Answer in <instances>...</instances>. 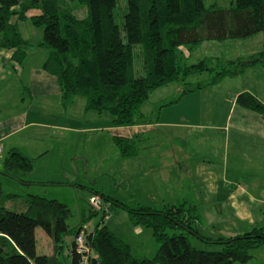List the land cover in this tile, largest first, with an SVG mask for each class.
Here are the masks:
<instances>
[{
	"label": "trees",
	"instance_id": "1",
	"mask_svg": "<svg viewBox=\"0 0 264 264\" xmlns=\"http://www.w3.org/2000/svg\"><path fill=\"white\" fill-rule=\"evenodd\" d=\"M118 4L119 0H71L69 4L64 0H0V48H15L12 58L20 64L28 43L11 18L29 19L33 26L41 27L38 46L49 49L43 66L58 80L62 105L82 96L85 110L107 113L113 127L141 123L142 103L153 90L170 82H177L180 90L172 100L159 104V109L248 67H264V43L262 50L247 57L188 62L189 54L204 41L247 39L264 32V0H228L225 6H206L204 0H124L120 9ZM77 8H85L84 16L73 13ZM32 9L39 13L28 17ZM235 101L241 107L264 112V104L249 92L239 93ZM113 141L122 157L136 151L132 139L114 135ZM33 166L32 158L11 148L0 173L20 186L36 185L40 182L28 178ZM99 195L109 209L126 211L133 226L150 229L158 245L152 257H135L130 245L105 224L98 223L87 232L84 224L97 213L89 203L83 205L80 224L69 228L70 209L62 200L30 193L21 196L0 182V264H82L83 254L74 244L81 231L91 252L90 264H249L250 250L264 245V227L233 236H202L196 207L186 202L161 208L133 207ZM17 199L21 210L6 206ZM37 227L51 239L52 254L36 253ZM70 234L73 241L67 262L63 239ZM189 235L220 248H195Z\"/></svg>",
	"mask_w": 264,
	"mask_h": 264
},
{
	"label": "crops",
	"instance_id": "2",
	"mask_svg": "<svg viewBox=\"0 0 264 264\" xmlns=\"http://www.w3.org/2000/svg\"><path fill=\"white\" fill-rule=\"evenodd\" d=\"M38 13L32 9L27 15ZM28 20L18 21L16 16L10 20L28 43L22 62H14L15 48H0V155L3 150L18 148L34 160L28 178L40 182L36 185L67 188L69 181L44 176L81 171L87 178L90 151L84 144L78 148V143H85L88 135L98 130L97 165L109 162L113 184L121 189V194L109 197L155 208L186 202L196 207L201 221H229V232L234 229L231 236L249 227H264V112L241 107L235 101L239 93L249 92L264 104V67H248L237 76L186 93L173 105L157 110L156 118L149 119L142 112L141 123L132 126L113 127L111 118L103 113L91 115L93 110H85V99L73 107L77 96L63 105L61 115L47 119L40 105L54 100L60 106L61 90L56 76L43 66L49 51L36 57L42 39L34 43L30 32L22 33ZM261 34L264 43V32ZM253 53L247 52L245 57ZM10 87L20 95L27 94V108L15 107L12 93H7ZM43 130L48 136L40 134ZM114 135L132 139L136 151L122 157ZM57 193L43 195L65 202ZM82 210L83 203L80 214ZM133 227L137 234L145 233L142 226ZM40 232L35 229V239ZM72 241L73 237L63 243L62 253L66 248L69 255ZM49 243L51 253L46 255L53 253L50 238Z\"/></svg>",
	"mask_w": 264,
	"mask_h": 264
},
{
	"label": "rangeland",
	"instance_id": "3",
	"mask_svg": "<svg viewBox=\"0 0 264 264\" xmlns=\"http://www.w3.org/2000/svg\"><path fill=\"white\" fill-rule=\"evenodd\" d=\"M64 1H66L69 4L71 0H64ZM123 2L124 0H119V4H118L119 9L123 7ZM204 3L206 6H209L212 3H218L225 6L228 4V0H204ZM73 13L76 14L78 17H82L85 14V8L74 9ZM117 21H119V19H117ZM21 28L24 36L27 35V32H30L31 42L36 43L38 42V40L42 39V28L33 26L29 20L26 21V24H23ZM180 49L185 50V47L180 46ZM262 49H263V35L261 34V32L247 39H226L221 41L209 40L202 42L198 46V48H196L189 54L188 62L193 63V62H197L200 59L210 58V57H218L222 59L225 58L234 59L236 58V56L245 57L247 52H253V51L257 52ZM44 51L45 52L49 51V49L45 47H41L40 52L36 57L40 58L44 54ZM34 60H38V59H34ZM192 79L194 78L192 77L191 80ZM179 88L180 85L177 82H170L164 86L156 88L149 94L148 98L142 103L141 112H143L149 119L156 118L158 116V113H156V111L159 109V104L170 101L172 100V98L176 97ZM7 93L8 94L12 93L13 95L12 103L15 105V107L18 108V110L20 108L25 109L28 107L29 100L26 93L22 92L23 94L20 95L18 94V92H16V90L14 92L11 87L10 89H8ZM19 93H21L20 90ZM19 98L20 99L23 98V100L21 101ZM84 99L85 98L82 96H77V98H75L76 102L73 107H76L78 105L77 101H82ZM56 103L59 102H55L54 100H47L45 103L40 105L41 108L39 107L38 108L45 112V114L47 115V119L52 118L56 115H61L62 113L63 105L59 104L60 106H58V104ZM33 105L29 107L30 110L34 109ZM52 111H53V115H51ZM90 114L96 115V112L93 111L90 112ZM90 114H87V116H90ZM102 115L110 118V115H108L105 112ZM44 130L43 133L41 131L40 134L48 136V133L51 130H46L48 133H46V131ZM83 144L85 146V149L90 151V155L88 157L90 164L86 175L87 178L85 177L84 173L81 171H79L77 175H75L72 171H70L69 173L56 172L53 173L51 177L44 176L48 178H58L62 182L69 181L68 183H65L68 184V186H66L67 188H51V186H43V185L20 186L17 182L3 176L1 173H0V182H2L4 187L8 186L7 188H9V190L20 192L21 196H24L26 193L50 195V194H54V192H58L57 194L63 200H65V202L67 203L70 209V216L67 219V224L69 228L77 227L81 221V217H80L81 203H83V205L84 203H87L89 197L95 194L93 193L94 191H98V196H100L99 193L104 194L105 196L108 195L113 197L116 196L115 192L121 194V189L118 188L117 185H114L111 179L112 170H113V169L110 170L111 166L109 167V165L111 164L109 162L108 163L104 162L102 164L103 166L98 167L97 165L98 130L96 134L90 133L85 143L84 142L78 143V148H81ZM6 152H7L6 150H3V152L0 155V168L2 165V159L6 154ZM103 154H104L103 158L106 159L107 146L104 147ZM72 182L74 183V185L72 184ZM20 199L8 202L6 206L13 210H17V211L21 210ZM126 200L128 199L126 198ZM126 203L128 204V201ZM129 205L133 207L136 206L134 203H132V201L131 203H129ZM101 211L103 212V210ZM101 211H97V213L93 215L88 220V222L84 224V228L87 231H91L98 223L105 224L111 231H113L115 234L123 238L124 241L130 244L131 253L135 257L138 258L152 257L155 254L158 245L154 241L150 229L143 227L145 233L137 234L135 228L129 221L127 212L118 207L109 209L107 205V210L104 211L105 215H103ZM228 223L229 221H224L222 219H218L215 221L202 220L199 226L200 234L206 238H217L218 236H231L234 232V229H232V231L229 232L231 229L227 227ZM37 230L41 232L39 235H37L36 238V253L37 254L51 253V244L50 243L49 245L46 244V242L49 241V237L40 227H37ZM42 233L45 236H42ZM72 237L73 235L71 234L66 235L63 239V243L65 245L68 244L72 239ZM189 241L193 247L202 250L212 251V250H218L220 248V245L218 244L207 243L192 235H189ZM250 254L252 255V257L249 261V264H259L264 262V245L251 249ZM67 255L68 254L65 248L63 251V257L67 262H69V257ZM89 255H91L90 250L86 254L87 257L86 264H90L88 260ZM82 264L85 263L82 261Z\"/></svg>",
	"mask_w": 264,
	"mask_h": 264
},
{
	"label": "built area",
	"instance_id": "4",
	"mask_svg": "<svg viewBox=\"0 0 264 264\" xmlns=\"http://www.w3.org/2000/svg\"><path fill=\"white\" fill-rule=\"evenodd\" d=\"M3 145L0 142V152L2 151ZM89 205L93 210L96 211H106L107 210V204L103 202V200L100 198L98 195H91L88 200ZM106 204V205H105ZM74 244H75V249L83 254L82 261L86 264V254L89 251L87 245L84 242V233L81 231L79 234H77L74 238Z\"/></svg>",
	"mask_w": 264,
	"mask_h": 264
}]
</instances>
